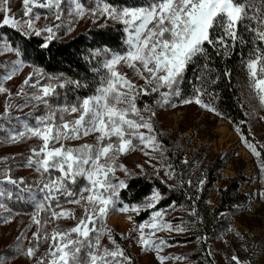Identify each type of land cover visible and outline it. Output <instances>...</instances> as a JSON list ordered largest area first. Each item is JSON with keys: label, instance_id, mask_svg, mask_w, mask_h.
Returning a JSON list of instances; mask_svg holds the SVG:
<instances>
[{"label": "snow or ice", "instance_id": "6c2138e0", "mask_svg": "<svg viewBox=\"0 0 264 264\" xmlns=\"http://www.w3.org/2000/svg\"><path fill=\"white\" fill-rule=\"evenodd\" d=\"M9 2L10 0H0V11L4 12L0 28L9 27L28 38L33 33L36 36L47 33L41 44L42 48H47L56 38L62 25L37 28L36 21L39 20L40 14L35 13L33 16V9H48L56 21H61L63 0H23V19L11 14ZM68 5V14L75 15L78 19L91 13L96 19L106 17L107 20L120 22L124 26L125 47L123 51L101 47L100 51L107 59L102 64L103 75L99 85L93 95L84 97L77 103H64L56 107L50 103V98L58 95L57 88L69 85L82 87L77 80L46 76L43 70L37 67L23 81L24 86L35 89L31 94L25 93L23 88L17 93L26 98L24 106L35 101L44 104L47 111L36 118L34 125L25 124L23 131L10 133L8 140L17 143L23 139H39L41 144L38 148L31 149L26 166H35L41 174L55 171L58 175H49L48 180L42 182V199L37 200L31 189L19 190L17 198H21L22 193L28 191L29 199L34 201L32 221L39 228L33 233L35 246L23 249L20 243L24 238L22 234L13 251L23 252L28 258H34L39 241L43 239L49 241V248L45 255L37 260V264H132L131 258L125 255V250L117 244L112 230L107 227L109 214L115 211H132L139 214L141 210L154 209L161 199V194L153 190L151 196L141 205L124 204L120 200V192L127 188V183L119 179L116 172L120 170L129 176L134 174L130 173L125 165L118 163V160L121 155L135 151L140 145H143L141 151L146 156H151L152 152L163 154L153 124L156 112L147 105L143 109L138 108L137 98L159 93V99L155 103L160 107H176L174 98H180L181 104L195 103L221 115L215 107L202 99L205 95H213L208 93L204 86L208 73L213 71L209 64H203L202 73L196 77L200 83L193 84L191 94L181 97L180 86L184 73L197 57H203L205 61L210 60L205 45L211 47L217 55L226 56L230 49L235 47L238 39L243 43L242 37L237 35L238 25L243 20H256V26L250 30L258 42L264 43V4L259 6V11L254 0H148L141 6H116L108 0H94V7L91 8H85L81 0H68ZM67 30H72L71 23ZM4 52H15L17 57H22L20 49L0 36V53ZM121 64L132 69L135 75L144 80V84L137 85L129 79L126 73L119 70ZM24 65L22 58L8 64H0V69H3L0 74V94L7 93L11 98L10 90L3 84L17 75ZM245 67L250 86L257 93L261 104H264V49H261L259 44L245 63ZM225 74L230 75L227 71ZM41 79H46L47 83H41ZM211 82L215 83L214 80ZM12 107L11 103L5 105V113L0 114V120L8 119ZM144 112L150 115L145 116ZM66 115L74 116V119L66 120ZM141 129H146L147 132ZM92 134H95L94 144L68 146L69 141ZM133 141L137 143L134 144ZM244 142L256 157L261 156L254 144L246 139ZM151 158L156 159L154 156ZM7 159L5 157L2 162ZM184 163H187V160ZM166 167L169 169L168 175H174L172 166ZM260 167L264 172V163H261ZM10 172V168H0V184L17 186L24 183L23 178L13 179ZM80 178H83L85 183L78 191H72L69 185L76 184ZM188 183L191 184V181ZM203 183L201 180L200 184ZM4 195L11 193L0 192V196ZM60 195L71 198L67 200L68 203L82 206L84 215L74 227L66 231L57 228L51 233L45 232L44 228L50 221L74 218L71 210L61 207ZM258 195L264 198V192ZM3 207L4 204L0 203V208ZM42 213L47 219L42 217ZM163 215V211H152L150 219L139 223L135 229L139 234L138 244L146 252L155 251L161 264L165 260L181 257L159 255L167 241L154 239L156 232L186 230L182 227L173 229L171 224L163 222ZM128 218L132 219L131 216ZM105 235L114 247L109 248L101 244ZM11 258L14 257L0 255V264H6ZM231 259L235 264H245L235 255Z\"/></svg>", "mask_w": 264, "mask_h": 264}, {"label": "rangeland", "instance_id": "374dc122", "mask_svg": "<svg viewBox=\"0 0 264 264\" xmlns=\"http://www.w3.org/2000/svg\"><path fill=\"white\" fill-rule=\"evenodd\" d=\"M81 3L85 8L94 7V2L92 1L87 3L85 0H81ZM8 6L13 16L18 19L24 18L22 11L23 0H10ZM61 9L63 10L62 19L61 21H56L54 15L48 9L34 8L33 16L35 13L40 14L39 20L36 21V27L44 28L61 24L62 26L57 31L55 39L67 41L94 28L123 26L118 21L107 20L106 17L96 19L91 13L86 14L82 19L76 18L75 15L70 16L68 14V0H63ZM3 18L4 12L0 11V21ZM70 23L72 30L68 31L67 26ZM5 29L18 32L9 27H4L0 28V36ZM46 35L47 33H44L38 37L45 38ZM33 36L36 35L33 33L31 37ZM17 59H20V57H17L15 52L0 53V64H8ZM119 70L126 73L128 78L135 84H144V80L135 75L132 69L121 64ZM34 71V68L24 65L17 75L3 84L5 88L10 90L11 98H9L7 93L0 94V114L5 113L6 104L11 103L13 105L8 119L0 120V168H10V174L13 179H15L13 177L14 174L20 179L27 180V183L32 186L30 188L32 192L36 191L35 187L37 188L41 185L42 174L37 171L35 166L16 167V169L14 166H25L26 164L20 160L22 157L28 156L32 148H38L41 141L31 138L12 143L8 140V135L23 131L25 124L34 125L36 118L44 115L47 111L44 104L35 101L24 106L26 98L17 95L21 88L28 94L35 91V89L23 85V81ZM2 72L3 69H0V74ZM41 83H47V80L41 79ZM249 93L246 100L249 105L251 135L257 144L264 149V104H261L254 89L253 96H249ZM151 95L152 97H157L159 93ZM65 96V93L61 97L57 95L58 99L62 98L58 103L51 102L52 98H50V103L53 107L64 103L70 104ZM137 107L140 108L139 106ZM152 110L156 112V116L153 118L156 135L158 136L160 132L164 136L170 137L180 147V153H185L184 161L187 160L184 166H188L191 160L194 161L196 168L192 170L190 175L192 182L200 183L201 180H204L211 168L210 164L217 167V161L220 160V164L224 166L222 176L228 180L240 178V182L244 185L243 193L249 196L250 202V205L240 207L239 216L231 222H227V228L224 231L214 232L212 229L213 237L207 235L209 231H202L204 224L199 216L193 215V213L187 214L185 210L163 212V222L171 224L173 229L177 227L186 229L182 232L175 230L156 232L154 239L167 241V245L162 246V251H160L159 255L181 257V259L165 260L163 264H194L189 256L192 253L196 254V251L202 246L210 251V256L213 260L212 264H235L231 259L234 255L240 261L245 262V264H264V198L258 195L260 192H264V173H259L256 156L230 124L212 114L203 112L197 105H184L179 106V108L158 106ZM143 115L148 116L150 113L144 112ZM65 119L71 120L74 119V116L66 115ZM141 131L147 132L146 129H141ZM85 143L94 144L95 134L79 140L69 141L68 146L78 147ZM56 146L59 147V145ZM142 148L143 145H140L135 151L121 155L118 163L125 165L129 172L134 174L132 176L143 174L156 176L170 186L179 183L182 173L172 168L174 175L169 176V169L164 165L165 160L161 158L160 152H152L151 156L156 157V159H153L151 156L144 155V152L141 151ZM5 157L8 158L7 161L2 162ZM116 176L121 180L130 177L120 170L116 172ZM216 178L220 179L221 177L217 176ZM187 184L189 186L192 185L188 182ZM224 185L225 181L219 180L217 188H223ZM13 187L15 186L7 183L0 184V192L9 193ZM214 195L216 196V194ZM214 195L210 199L212 210L217 206V199ZM5 197H8V195L0 196V203H3ZM36 199L39 200L37 196ZM62 208L71 210L74 213V218H61L57 221H50L44 228L45 232L51 233L57 228L61 231H66L74 227L84 215V209L80 205L70 204V206ZM10 210L6 204H4L3 208H0V216L4 217L3 223L0 224V255L14 257L7 260L6 264H37V260L48 251L49 241L43 239L39 241V248L34 258H28L23 252H14L18 238L22 234L24 238L20 243L23 249L35 246L36 241L33 238V233L38 231L39 226L33 223V215H25V213L20 215L14 211L10 212ZM57 211H60V209ZM42 214V217L47 219V216L44 213ZM138 215L132 211L127 213L110 212L107 219V227L112 230L116 242L119 241L117 244L125 250V255L131 258L132 264H161L155 251L146 252L137 242L139 234L135 231L138 226L135 218ZM129 216L132 217L131 220H129ZM212 228L218 229L216 223L213 224ZM122 236L126 238L122 239ZM184 241L189 243H184ZM101 244L109 248L114 247L107 235L102 238Z\"/></svg>", "mask_w": 264, "mask_h": 264}, {"label": "trees", "instance_id": "16d2710c", "mask_svg": "<svg viewBox=\"0 0 264 264\" xmlns=\"http://www.w3.org/2000/svg\"><path fill=\"white\" fill-rule=\"evenodd\" d=\"M85 1L87 3L94 2V0ZM108 2L116 6H141L146 4L148 0H108ZM254 3L259 11V6L264 4V0H254ZM253 26H256V20L254 19L241 21L238 25L237 35L242 37L243 43L238 39L235 47L230 49V53L226 56L217 55L211 47L205 45L208 49L210 60L205 61L203 57H197L195 62L190 64L184 73L183 83L180 87L181 97L190 95L193 84L200 83L196 77L202 73L203 64L205 62L209 64L213 71L208 73L204 86L207 92L213 95H205L202 99L215 107L221 115H217L195 103L192 104L197 105L203 112L226 121L239 134L242 140L246 139L249 143L254 144L257 151L261 153L260 157H256V161L259 173H262L260 165L264 163V149L257 144L251 135L249 105L246 100L249 90H251L249 96H253L254 93L249 83L245 63L253 54L257 44H259L261 49H264V43L258 42L250 30ZM123 27L121 25L103 26L91 29L67 41L53 39L47 48L41 47L44 38L38 36L28 38L8 29L2 31L1 36L6 38L9 44L21 50L22 57L20 58L25 61V65L28 67L34 69L38 67L43 70L46 76L79 81L82 87L77 88L69 85L64 88H58V96L61 97L65 93L66 100L73 104L84 97L93 95L99 85L100 78L103 75L102 64L107 59L104 53L100 51L101 47L103 46L113 51H123L125 47L123 44L125 36ZM226 71L230 75H226ZM213 80L215 83L211 82ZM61 99L55 97L51 99V102L58 103ZM158 99L159 96L141 95L137 98L136 104L140 109H143L146 105L151 107V109H155L158 107L155 103ZM174 103H176L177 108L185 105L180 103V98H174ZM192 104H187V106ZM237 128H239V131H237ZM157 140L163 151L161 158L165 160L164 165H171L174 170L182 173V176H180L179 183L172 186L167 185L159 177L147 174L130 176L124 179L127 183V188L122 189L120 192V200L124 204L141 205L146 198L151 196L153 190H157L161 194V199L154 209L141 210L139 215L137 214L138 217L135 218V221L138 224L148 221L152 211L185 210L187 214L195 212V215L199 216L204 224L202 231H209L207 235L213 237L212 229L214 232L224 231L227 228V222H231L239 216L240 207L250 205L249 196L243 193L244 185L240 182V178L228 180L222 176L224 166L220 164V160L217 161V167L210 164L211 168L204 177V183L200 185L199 182H192L190 177L192 170L196 168L194 161L191 160L188 166H184L183 158L185 153H180V147L170 137L164 136L159 132ZM133 143H136V141H133ZM28 156L22 157L20 161L26 164ZM16 167H26V165L14 166L15 169ZM49 175L55 177L58 173L53 171L50 174H42L41 185L37 188L35 187L36 191L32 192L39 199L43 197V193L40 191L42 182L47 181ZM217 176L221 178L217 179ZM13 177L16 180H20V177L14 174ZM219 180L225 181L223 188H217ZM23 181V184L11 189L9 192L11 195L5 197L3 203L11 209L10 212L14 211L20 215L24 213L25 215H33L35 207L34 202L29 199V192L24 191L21 198H17L20 189H30L32 187L31 184L27 183V180L24 179ZM188 181L192 182L191 186L187 184ZM84 183L83 178H80L76 184H70L69 187L72 191H78ZM213 195L217 199V206L214 210L210 207V199ZM68 199L71 198H66L63 195L59 196L61 207L70 206L71 203L67 202ZM41 215L43 216V214ZM3 218V216H0V224L3 223ZM214 223H216L218 229L212 228ZM184 243L189 242L184 241ZM173 245L178 244L174 243ZM189 257L194 264L213 263L210 251L208 248H203V246L196 251V254L192 253Z\"/></svg>", "mask_w": 264, "mask_h": 264}]
</instances>
